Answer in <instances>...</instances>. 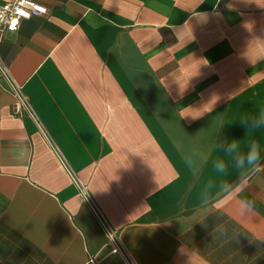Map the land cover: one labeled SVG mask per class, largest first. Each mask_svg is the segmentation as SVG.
<instances>
[{
  "label": "crops",
  "instance_id": "1",
  "mask_svg": "<svg viewBox=\"0 0 264 264\" xmlns=\"http://www.w3.org/2000/svg\"><path fill=\"white\" fill-rule=\"evenodd\" d=\"M38 1L46 14L0 33L34 111L0 80V264H264V173L202 195L238 181L221 142L256 139L264 162V129L243 123L264 110V0Z\"/></svg>",
  "mask_w": 264,
  "mask_h": 264
},
{
  "label": "clouds",
  "instance_id": "2",
  "mask_svg": "<svg viewBox=\"0 0 264 264\" xmlns=\"http://www.w3.org/2000/svg\"><path fill=\"white\" fill-rule=\"evenodd\" d=\"M243 123L253 130L259 131L264 129V110L258 111L256 114L246 117ZM176 147L180 152V157L183 165L189 170L198 171L197 158L198 155L192 149L183 148L180 141H176ZM246 146L247 150L244 151ZM220 147L234 161V167L237 170L238 181L231 184L227 181H215L208 179L202 187V195L204 203L208 202L210 193L217 192L230 194L239 188L244 192L248 188V181L252 176L264 173V162L261 157V144L256 139H250L247 144H242V141L231 140L227 143L221 142ZM214 171L220 176L227 175L229 166L223 159L214 161ZM237 211L241 215H251L256 212V200L251 198H241L237 202ZM237 230L233 229L232 235L235 236ZM212 235L214 239L228 238L227 230L223 226H218L213 229Z\"/></svg>",
  "mask_w": 264,
  "mask_h": 264
},
{
  "label": "built area",
  "instance_id": "3",
  "mask_svg": "<svg viewBox=\"0 0 264 264\" xmlns=\"http://www.w3.org/2000/svg\"><path fill=\"white\" fill-rule=\"evenodd\" d=\"M47 13V7L38 0H6L0 4V33L16 31L22 20L30 19L32 17L44 15ZM0 80L4 82L5 88L14 95L15 103L14 110L16 114L26 113L34 116V111L31 104L22 92L20 85L16 84L12 79L8 65L0 56ZM76 185L79 192L85 197L89 198L87 185L81 180H76ZM97 216L104 226L108 241L114 246L113 251H117L120 247V241L116 232L107 225L102 215L96 211Z\"/></svg>",
  "mask_w": 264,
  "mask_h": 264
}]
</instances>
